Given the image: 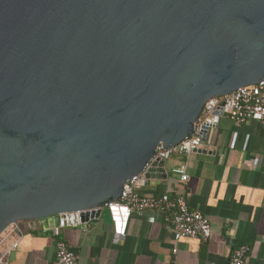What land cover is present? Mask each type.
Segmentation results:
<instances>
[{
	"label": "water",
	"instance_id": "1",
	"mask_svg": "<svg viewBox=\"0 0 264 264\" xmlns=\"http://www.w3.org/2000/svg\"><path fill=\"white\" fill-rule=\"evenodd\" d=\"M263 80L264 0H0V237L85 224L209 99Z\"/></svg>",
	"mask_w": 264,
	"mask_h": 264
},
{
	"label": "crops",
	"instance_id": "2",
	"mask_svg": "<svg viewBox=\"0 0 264 264\" xmlns=\"http://www.w3.org/2000/svg\"><path fill=\"white\" fill-rule=\"evenodd\" d=\"M202 150L208 152L173 156L167 161L166 179L138 190L149 197H184L191 210L210 221L208 242L176 240L158 210L133 214L124 236L117 237L111 211L104 209L85 224L59 228V235L38 221L15 225L9 233L17 245L6 263L53 264L58 242L65 241L78 264H229L243 245L250 247L246 264H264V125H240L222 117ZM183 164L188 165L186 182L173 172Z\"/></svg>",
	"mask_w": 264,
	"mask_h": 264
},
{
	"label": "built area",
	"instance_id": "3",
	"mask_svg": "<svg viewBox=\"0 0 264 264\" xmlns=\"http://www.w3.org/2000/svg\"><path fill=\"white\" fill-rule=\"evenodd\" d=\"M222 117H227L237 124L244 125L255 121L264 125V80L255 86L243 87L230 95L213 97L207 101L196 123L194 132L183 142L174 147L161 145L145 172L125 184L122 195L116 201L105 204L104 209L126 208L128 214L142 216L147 210H158L165 215V222L172 228L175 239H200L208 242L212 236V226L208 218L201 212L190 209L184 197L170 198L168 195L149 197L142 195L138 188L145 184V173L158 160L167 162L173 156L192 157L205 147L209 131L217 130ZM206 134V138H205ZM174 174L180 180H189L188 165L183 164L174 169ZM10 226L0 237V264H7L6 260L17 241L11 240ZM56 229V235H59ZM250 247L243 245L237 248L229 264H246ZM53 264H78L76 254L65 241L57 244L56 260ZM210 264H217L211 262Z\"/></svg>",
	"mask_w": 264,
	"mask_h": 264
}]
</instances>
